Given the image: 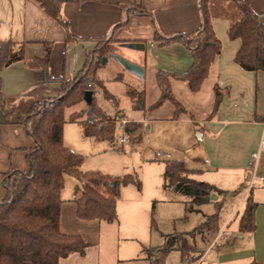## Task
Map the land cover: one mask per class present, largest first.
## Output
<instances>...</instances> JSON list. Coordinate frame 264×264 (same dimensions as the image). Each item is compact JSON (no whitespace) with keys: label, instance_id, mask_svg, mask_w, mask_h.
I'll return each instance as SVG.
<instances>
[{"label":"crops","instance_id":"crops-1","mask_svg":"<svg viewBox=\"0 0 264 264\" xmlns=\"http://www.w3.org/2000/svg\"><path fill=\"white\" fill-rule=\"evenodd\" d=\"M130 1L135 3L134 6L123 7L94 0H64L62 23L52 17L39 0H0V42L13 40L17 46L23 45L25 52L24 60L13 62L1 70L2 97L6 102L19 103L57 97L61 86L57 79H74L96 48L98 38L112 37L115 53L143 69L141 78L128 70L127 73L139 81L135 88L144 90V107L136 108L130 98L133 113L138 115L129 118L125 110L119 109L120 115L141 124L132 134L137 136L144 124L150 131L155 126L167 125L165 138L169 140L171 151L166 153L168 158L165 161L181 160L190 171L189 177L228 191L226 196L217 192L225 199L224 207L228 198L235 199L244 191L238 210L234 209L222 225L220 215L215 231H205L186 248L201 253L204 261L216 236L228 231L230 237L214 245L220 247L214 264L264 261V71H248L240 66L235 55L241 40L229 36L230 27L246 11L259 14L264 21V0H209L212 23L222 41V51L212 62L199 90L193 91L185 80L170 78L174 95L186 109L177 119L174 118L176 107L170 100L154 106L162 94L157 72L161 69L177 74L186 72L193 63L192 51L180 42L162 44L155 36L156 32L170 37L200 28V0ZM137 5L147 13H140ZM68 33L78 39L68 40ZM49 43L52 50L46 70L33 62L44 57ZM131 43H142L144 49L131 47ZM217 87L228 89V92L213 114ZM6 109L12 110L10 106ZM5 117V110L0 108V203L7 195L4 186L6 174L16 167L28 172L27 152L35 145L17 113L4 121ZM255 153H259L257 160ZM254 171L256 179L250 188L249 175ZM251 190L255 202L254 230L242 233L239 231V219ZM233 191L238 192L234 194ZM74 196L64 199L62 193L64 202L60 227L65 233L83 236L90 246L84 254L74 252L60 259L59 264H151L144 254L121 256V252H109L105 246L109 239L104 241L102 234V222L107 221L81 220L77 216ZM195 208L200 210L199 206ZM233 223L234 229L231 228ZM122 239L126 238H119ZM207 241L210 242L208 249L202 248ZM199 242L201 246H198ZM178 249L175 247L172 251ZM141 253H145L144 248ZM197 255L186 253L183 261L181 253V264L194 260ZM169 258L170 255L164 264H169Z\"/></svg>","mask_w":264,"mask_h":264},{"label":"trees","instance_id":"trees-1","mask_svg":"<svg viewBox=\"0 0 264 264\" xmlns=\"http://www.w3.org/2000/svg\"><path fill=\"white\" fill-rule=\"evenodd\" d=\"M42 7L58 21L62 18L64 0H39ZM85 1V0H79ZM106 4L134 6L130 0H94ZM139 12L147 11L140 5ZM202 24L192 33H178L170 37L156 32V40L162 44L180 42L192 51L193 63L184 73L177 74L161 69L157 72V82L162 91L161 97L154 106H159L170 100L176 107L174 118L186 112L182 103L172 91L170 78L175 77L189 83L193 91L200 89L209 74L210 66L216 56L222 51V41L216 35L212 23L209 0H200ZM231 39H240L241 46L235 55V61L248 71H264V21L260 15L246 11L243 17L229 29ZM68 40L78 37L68 33ZM112 37H100L97 46L87 58L84 67L72 80L57 79L61 82L58 96L41 101H24L19 107L6 111V99L0 93V108L5 110V120L17 113L25 125L28 134L34 140V148L28 149L27 160L30 165L28 172L13 168L5 177L4 186L7 190L6 198L0 203V264H59L60 259L74 252L85 253L90 243L77 234H68L61 230L62 191L66 182V175L74 176L78 183L74 187L73 201L76 203L77 216L81 220H104L113 222L117 219V205L121 196V189L136 182L132 174L112 176L101 171H84L82 165L85 157L68 147L64 141V125L66 123V108L85 101L87 90H93L95 84L104 89L106 97L117 101L108 91L103 81L97 78L99 67L105 65L103 57L113 56L116 47L112 44ZM52 44H47L43 58L34 59V64L49 67ZM24 46L13 40L0 42V72L13 62L24 60ZM1 90V77H0ZM217 97L213 114L228 89L216 88ZM128 95L136 108L145 104L144 90L129 86ZM213 116V115H212ZM70 121L77 122L85 137L96 140L114 142L117 128L122 117L107 115L94 100L91 105L69 116ZM1 123V122H0ZM141 124L127 121L124 129L127 133L136 132ZM140 138L138 135L136 138ZM163 186L178 193L188 195L190 201L187 209L196 210L210 202V194L218 192L224 196L228 191L222 190L214 184L199 181L189 177L190 171L181 160H166ZM238 191H233L237 193ZM224 200L215 202V211L197 229L200 231H215L219 226ZM255 202L252 190L246 199L245 209L239 219V231L242 233L254 230ZM175 236L169 239L162 249V257L153 260L148 254L151 264H162L168 254L175 248ZM182 250L183 261L186 251ZM195 260L198 257L194 258ZM248 264H264V261H252Z\"/></svg>","mask_w":264,"mask_h":264},{"label":"rangeland","instance_id":"rangeland-1","mask_svg":"<svg viewBox=\"0 0 264 264\" xmlns=\"http://www.w3.org/2000/svg\"><path fill=\"white\" fill-rule=\"evenodd\" d=\"M108 58V62L99 67L97 78L103 81L108 91L115 95L117 101L106 97L104 89L95 84L93 89L95 103L110 116L123 117L120 115L119 109L125 110L129 118L137 116V113H133L131 97L128 95L127 89L129 86H138L139 83L136 82L139 81L128 74L127 70L139 78L142 75L135 69L127 68L116 57L109 56ZM21 103L7 101L5 109L8 106L14 109L19 105L21 106L23 104ZM87 106L88 103L82 101L66 108L65 112L64 141L68 147L85 157L82 170L101 171L112 176L132 174L135 180L141 183V188L136 182L123 186L121 199L117 205V221L114 223L102 222L104 241L109 239V242L105 244L109 248V252L110 250L115 254L121 252V256L144 254L147 257L150 254L153 260H157L162 257V249L166 247L169 239L175 236V247L179 249L168 254L170 255V258L167 259L169 264H181V249H184L188 254L190 252L198 254L197 260L187 261L186 264H214L220 247H210L204 261L201 258V253L191 251L193 249L189 250L186 247L194 244V239L205 232L197 228L209 214L215 211L214 202L223 201V196L213 192L212 200L199 206L200 210L189 211L187 209L190 201L188 195L164 188L165 159L168 158L166 153L171 151L169 140L165 138V133L169 127L167 125L155 126L150 131L144 124L141 132L137 134L140 139L131 133L132 140L127 142L123 148L122 144L119 143V136L123 132L119 125L116 140L109 142L85 137L81 126L77 122L70 121L69 116L72 112ZM126 119L130 121L128 118ZM77 183L78 181L74 176L66 175L65 186L62 191L64 199L73 196L74 187ZM243 194L235 199L228 198L225 201V207L220 214L221 225L237 208ZM231 228H235V223ZM119 238L126 239L121 241ZM199 243L198 246H201V242ZM209 243V241L204 242L201 247L208 249ZM143 248L145 253H141Z\"/></svg>","mask_w":264,"mask_h":264},{"label":"built area","instance_id":"built-area-1","mask_svg":"<svg viewBox=\"0 0 264 264\" xmlns=\"http://www.w3.org/2000/svg\"><path fill=\"white\" fill-rule=\"evenodd\" d=\"M127 121H128V120H127L126 118H123V119H121V121H120V126H121L123 132H122V134L119 136V143L122 144V145H125V144H126L127 142H129L130 139H131V134H130V133H127V132L125 131V129H124V126H125V124L127 123ZM254 158H255V160H257V159L259 158V153H255V154H254ZM253 167H254V170H255V166H253ZM249 179H250V188H251L252 185H253L254 182H255V179H256L255 171L249 175ZM228 237H230V232H228V231H222V232H220V233L216 236L214 242L210 245V247H212V246H214V245L220 243V241H222L223 239L228 238Z\"/></svg>","mask_w":264,"mask_h":264},{"label":"water","instance_id":"water-1","mask_svg":"<svg viewBox=\"0 0 264 264\" xmlns=\"http://www.w3.org/2000/svg\"><path fill=\"white\" fill-rule=\"evenodd\" d=\"M129 46L135 47L138 49H144V44H142V43H131V44H129ZM113 56L116 57L117 59H119L127 68L135 69L140 75H142L143 69L139 65L132 63L128 59H125V58H123L117 54H115ZM107 62H108V58L104 57L103 63H107ZM93 94H94L93 90H87L85 93L84 99L89 105H91L93 102Z\"/></svg>","mask_w":264,"mask_h":264}]
</instances>
